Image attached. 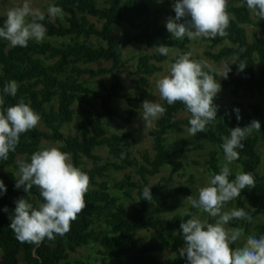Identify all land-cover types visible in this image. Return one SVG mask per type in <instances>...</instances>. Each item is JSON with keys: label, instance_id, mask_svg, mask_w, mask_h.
Instances as JSON below:
<instances>
[{"label": "trees", "instance_id": "trees-1", "mask_svg": "<svg viewBox=\"0 0 264 264\" xmlns=\"http://www.w3.org/2000/svg\"><path fill=\"white\" fill-rule=\"evenodd\" d=\"M151 1L103 0L99 5L98 0H48L44 10L49 4L59 6L64 18L50 22L46 11L45 19L41 21L47 29L43 42L30 40L26 47H12L0 38V95L4 97L0 108L6 109L23 100L40 115V121L47 129L35 127L21 134L15 152H10L7 160H0V180L6 186V192H0V264H188L186 255L180 256L184 246L180 224L191 217L182 213L160 217L150 211L172 208L171 199L189 195L191 190L182 184L165 190L160 181L148 184L147 178L160 173L183 152L204 149V141L211 148L202 164L210 176L219 172L223 163L222 137L230 135L232 128L245 127L254 119L260 121L261 131L253 132L242 141L244 147L237 149L240 157L232 165L236 164L239 172L251 173L255 186L242 190L241 195L226 206L236 201V206L240 207L241 201H246L249 205L246 211L252 218L264 211V174L258 171L262 157L258 146L264 139V114L257 103L250 105V110H239L241 118L237 120L234 109L239 104L232 102L228 108L222 109L217 94L214 98L218 105L215 122L209 124L204 132L197 133L194 143L186 137L175 140V145L168 142V135H178L187 129L190 113L182 103L167 105L166 101H161L166 112L148 130L152 155L144 150L140 158L133 156L129 149L137 141L136 130L105 132L108 121L114 118L123 124L131 123L138 115V102L142 100V95L131 97L123 92L120 68L127 62L122 57L127 45L155 48L153 52L141 53L136 58L132 73L138 75L133 79L137 87L147 86V78L161 70L160 62L167 56L156 51L159 46L177 49L170 62L186 53V43L190 40H177L166 28L168 17H175L173 7H167L173 0H157L161 5L152 11L149 7ZM238 1V4L227 8L233 17L227 36L200 38L206 43L205 57L214 62L230 61L228 64H231L232 71L220 83L222 87H228L233 97L253 95L264 89V20L253 15L245 0ZM88 17L94 18L100 26L97 27ZM121 25L136 26L137 29L125 31L122 40L117 42L113 29ZM245 26L252 27L251 36ZM48 38L59 41L52 43ZM92 38L98 42L90 43ZM101 60L109 61L110 65L96 69L86 66ZM241 61L247 65L238 72L236 63ZM84 74L89 78L108 75L111 80L98 92L84 83L81 79ZM216 80H219L218 76ZM10 81H16L18 85L14 97L3 94L4 86ZM85 95H93L100 108L91 111L82 106L81 120L75 125L77 135H67L61 128L73 120L74 102L86 104ZM114 99L125 102L127 107L124 111H117L111 103ZM181 113L186 115L179 117ZM43 139L60 143L58 149L68 153L74 166L89 175L90 185L85 194L87 206L71 222L70 231L63 236L57 235L53 240L45 239L37 246L18 241L8 225L16 200L23 197L34 206L42 202L35 186L25 193L23 187L16 188L15 184L17 161L30 162L31 154L43 148ZM100 148L106 149V157L95 152ZM85 161H90L91 166L87 167ZM119 171L124 172L121 179L110 176L111 172ZM192 177H189L191 182ZM234 178L231 172L229 179ZM145 186L151 188V201L142 198ZM133 196L134 200L131 199ZM126 198L130 199L129 207L123 201ZM188 211L195 214L196 209L190 206ZM251 222L233 220L228 225L231 228L242 227L245 233ZM254 228L257 237L264 235V221ZM86 245L97 246L96 257L92 261L70 260L71 252ZM165 252L172 255L161 257Z\"/></svg>", "mask_w": 264, "mask_h": 264}, {"label": "clouds", "instance_id": "clouds-1", "mask_svg": "<svg viewBox=\"0 0 264 264\" xmlns=\"http://www.w3.org/2000/svg\"><path fill=\"white\" fill-rule=\"evenodd\" d=\"M245 3L256 18L264 20V0H245ZM228 4L229 0H174L175 17H168L166 28L177 40L225 37L233 18L227 11ZM46 11L50 22L64 18L59 6L49 4ZM44 19L45 13L33 7L32 0H22L7 10L0 23V38L12 47H26L30 40L41 43L47 32L41 23ZM157 51L163 56L169 54V48L164 45ZM236 64L238 72L247 65L243 61ZM231 71V64L217 69L206 61L192 59L190 53L182 54L168 64L167 74L156 80L158 99L166 101L167 105L179 102L185 106L190 113L186 131L194 137L215 122L218 105L214 98L222 87L216 76L227 79ZM17 89L16 81H10L4 86L3 94L14 97ZM3 104L4 97L0 95V106ZM140 108L144 130H151L154 121L166 112V108L154 100H144ZM234 111L239 120V109ZM40 119V115L23 100L6 109L0 108V160H7L9 153L15 152L21 134L34 129ZM260 131V121L255 119L245 127L232 128L230 135L222 137L223 163L219 172L208 178L207 183L198 189L197 196L185 198L191 208L214 220V223L202 220L188 209L182 213L191 217L180 224L184 243L180 256L186 255L188 264H264V235L245 236L242 227H226L233 220L251 222V214L243 208L224 210L229 202L241 195L242 190L255 186V178L249 172H237L230 180L229 166L239 159L237 149L244 147L242 141ZM17 165L15 187H23L28 193L35 186L42 197L37 206L23 197L15 201L16 207L8 226L18 241L38 246L45 239L65 235L70 231L71 222L87 206L85 194L89 190V175L74 166L69 154L57 147L41 148L31 154L30 162L18 160ZM0 192H6L3 180H0ZM142 198L152 200L151 188H143ZM4 211L7 212V207ZM234 244L237 245L235 248L232 247Z\"/></svg>", "mask_w": 264, "mask_h": 264}, {"label": "rangeland", "instance_id": "rangeland-1", "mask_svg": "<svg viewBox=\"0 0 264 264\" xmlns=\"http://www.w3.org/2000/svg\"><path fill=\"white\" fill-rule=\"evenodd\" d=\"M48 0H32V6L33 7H38L46 13L44 10V6L47 4ZM22 3V0H0V22L3 21L4 16L7 12V10L13 6H16L18 4ZM174 3V0L172 3L167 5V7H171ZM238 0H229L228 5H236L238 4ZM98 4L102 5L103 0H98ZM158 5H161L160 2H157V0H153L149 3L150 10L152 11L155 7ZM88 19L91 22H94L97 27L100 26V23L97 22L94 18L88 17ZM139 22V21H138ZM136 26H127V25H121V26H115L113 29V37L114 40L117 42H120L124 36L125 31H136ZM245 29L247 31V34L251 36V31L252 27L251 26H245ZM49 41L52 43H58V39H51L48 38ZM97 39H90V43L94 44L97 43ZM100 42V41H99ZM206 43L201 42L200 38L196 40H190L189 42L186 43L187 50L186 53L191 54V58L194 60H202L206 61L208 65H210L213 68L220 69L222 68L223 65L230 63V61L227 62H214L210 60L209 58L205 57L203 54L204 50H206L205 45ZM169 48V54L166 59L160 62V65L162 66L160 71H157L150 75L147 78V86L145 87H137L133 82V79L136 78L138 75L133 74V70L135 69V62L136 58L139 54L141 53H151L153 52L154 49H149L145 47L144 45H139V44H134V45H127L124 50H123V59L127 60L125 65L120 68V78L124 82V89L123 92L128 94L131 97H135L138 95H142V100L138 102L139 108H138V115L136 118L132 120L131 123L129 124H123L120 120L118 119H112L108 121V124L106 126V133L111 134V133H119L122 131H127L130 129H134L137 131V136H136V143L131 145L129 149L131 150L133 156L140 158L141 157V152L144 150H148V152L152 155V151L150 149V137L148 134V130H144V125L143 121L140 115V112L142 111L141 104L144 100H154L157 102H161L158 99V92L155 87V82L158 78H161L162 76L167 74V68L168 64L170 63V58L177 52V49ZM218 48V47H217ZM216 48V49H217ZM215 48L211 49L214 50ZM157 51V49H156ZM110 65L109 61L101 60L97 61L95 63H90L87 64L86 66L96 69L97 67H108ZM84 66V65H82ZM81 79L84 81L85 84L88 86L96 89L98 92L102 91V86L106 85L109 83L111 80L110 76L108 75H103V76H98V77H93L89 78L87 74L81 75ZM218 81L224 79L220 78L218 76ZM222 86V85H221ZM220 96L219 103L221 104V108H228V106L232 103L235 102L236 104H239L237 107L239 110H250L249 106L252 104H259L261 106V111L264 114V89L261 92H256L253 95H239L238 97H233L229 90L228 87H221V91L218 93ZM85 100L86 104H81L80 102H74L72 107L74 110V116L73 120L67 124H65L62 128L61 131L64 132L65 134L69 135H77V130L75 128L76 123H78L81 120L82 117V106H87L91 111H94L96 109H99L100 106L97 103L96 98L93 95H85ZM111 103H113V106L117 109L118 112H122L125 110L127 105L125 102L121 99H114ZM186 114L181 113L179 114V117H184ZM37 128L41 130H47L45 126L39 121L38 125L36 126ZM198 135L196 134L194 137L189 136L186 129L182 132L179 133L178 135L174 134H169L168 135V142L173 144L176 142L175 140H181L182 138H189V141L194 143L195 140L198 138ZM203 141V140H202ZM204 143V149H198V150H189L186 152H183L181 156H177L172 159L171 165L165 166L161 169L160 173H158L155 176H150L147 178V183L152 184L154 182L160 181L164 189L167 190L170 186H177L182 184L183 186H189L191 193L189 195H178L171 199L169 201L170 204H172V208L168 209H161V208H154L151 210V214H154L156 216L160 217H170L175 213H183L185 209H188L190 205L187 203V200L185 199L186 197L192 195V196H197L198 195V189L202 186H204L207 183L208 178L210 177L209 173L206 171V169L203 166V161L207 155L208 150L211 148V145L208 142H203ZM60 143H55L46 139H43L41 141L42 147H57ZM189 147H192V145H189ZM258 150L261 153V163L259 165L258 171L261 174H264V139H261L260 145L258 146ZM96 153L100 154L102 157H106V149L100 148L95 151ZM198 161L197 164L194 163V161ZM87 162V167L91 166L90 161H85ZM231 168V172L236 175L237 172H239L238 167L236 164H231L229 166ZM18 172V170H17ZM133 173V172H132ZM124 172L119 171V172H111L110 176L116 179H121L123 177ZM134 174V173H133ZM190 175H193L192 179L193 181L191 182L189 180ZM134 178H136L135 175H133ZM134 195V194H133ZM134 200V196L131 198ZM131 200V201H132ZM124 203L129 207L130 205V199L126 198L123 200ZM248 203L246 201H241V206L238 207L236 206V201L233 202L232 205L225 206L224 210H230L232 208H243L245 211L246 209L248 210ZM247 212V211H246ZM194 215L199 216L202 220L207 219L208 221L211 220L212 218L208 217L206 213L200 212L196 209V212ZM264 221V211H262L261 214L258 216L254 217L251 226L245 232V236L255 234V228L254 226L257 223L263 222ZM214 223V222H213ZM226 227H230L227 225ZM237 245L234 244V248ZM96 250L97 246L95 245H86L77 248L75 252H71L69 254L70 260H89L92 261L96 257ZM172 255L171 252H165L161 254L160 256H170ZM23 264V263H19Z\"/></svg>", "mask_w": 264, "mask_h": 264}]
</instances>
